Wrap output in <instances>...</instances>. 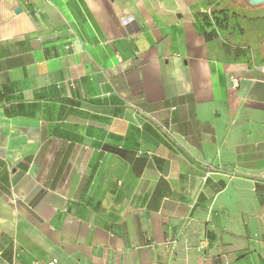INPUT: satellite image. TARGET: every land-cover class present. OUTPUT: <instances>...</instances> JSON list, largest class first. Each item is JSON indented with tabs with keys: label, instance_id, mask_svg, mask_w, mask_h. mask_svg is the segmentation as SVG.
I'll return each instance as SVG.
<instances>
[{
	"label": "crops",
	"instance_id": "crops-1",
	"mask_svg": "<svg viewBox=\"0 0 264 264\" xmlns=\"http://www.w3.org/2000/svg\"><path fill=\"white\" fill-rule=\"evenodd\" d=\"M245 4L0 0V264H264Z\"/></svg>",
	"mask_w": 264,
	"mask_h": 264
},
{
	"label": "rangeland",
	"instance_id": "rangeland-1",
	"mask_svg": "<svg viewBox=\"0 0 264 264\" xmlns=\"http://www.w3.org/2000/svg\"><path fill=\"white\" fill-rule=\"evenodd\" d=\"M246 1V0H245ZM245 21H246V46H255L258 48L261 57V63L264 65V52L260 46L264 40V6L252 8L245 4ZM240 29V28H238ZM249 30L251 32H249ZM240 34H244L240 29ZM262 35V36H261Z\"/></svg>",
	"mask_w": 264,
	"mask_h": 264
},
{
	"label": "water",
	"instance_id": "water-1",
	"mask_svg": "<svg viewBox=\"0 0 264 264\" xmlns=\"http://www.w3.org/2000/svg\"><path fill=\"white\" fill-rule=\"evenodd\" d=\"M246 3L249 7L256 8L260 6H264V0H246ZM20 9H15V13H19ZM261 48L264 52V41L261 43Z\"/></svg>",
	"mask_w": 264,
	"mask_h": 264
},
{
	"label": "built area",
	"instance_id": "built-area-1",
	"mask_svg": "<svg viewBox=\"0 0 264 264\" xmlns=\"http://www.w3.org/2000/svg\"><path fill=\"white\" fill-rule=\"evenodd\" d=\"M127 22H128V21H127ZM231 82H232V87H233V88H236V87L238 86L237 79L232 78V79H231ZM50 264H57V263H56V261L54 260V261H52Z\"/></svg>",
	"mask_w": 264,
	"mask_h": 264
}]
</instances>
